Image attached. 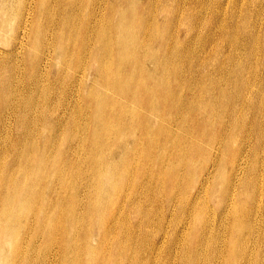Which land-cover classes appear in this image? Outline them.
<instances>
[{"label": "rangeland", "instance_id": "obj_1", "mask_svg": "<svg viewBox=\"0 0 264 264\" xmlns=\"http://www.w3.org/2000/svg\"><path fill=\"white\" fill-rule=\"evenodd\" d=\"M112 1L116 2L117 0H107L103 4V6L97 8V5H100L101 3L100 0H97L96 2H94V0H13L12 2L11 0V14L1 15L0 13V20L2 16H7L8 20L10 19V25L8 24L9 27L6 29L7 31H5L3 35L4 38L2 37L0 40V65H2L0 67L1 70L3 69V75L8 79H6L7 82H0V92L8 93L7 96H5L4 101H0V127H2L3 125L5 126L3 133L5 134V136H7L8 139L11 138L12 147L16 149L20 148L21 142L24 141V139L23 136H20L19 129L15 125L14 121L16 119L13 116L14 114L11 115V97H16L19 99L21 98L20 100H18L19 103H21L26 97L32 98V102L31 104H29V107L32 110L36 109L35 112H32V114L30 113V117L35 116L31 118L34 121V124H31L32 122L30 123L32 125V130L35 131V133H32L30 139L33 136L36 137H34L35 143H32L34 146L32 148L33 156H31L33 159L36 157L35 160L30 164V167L28 169L21 163V166L19 167V173H17L14 179H12L13 181H8L5 178L0 179V214H2L3 216L0 220V226L8 229L7 234L14 232L13 235L16 236V240L14 243L10 245H0V251H2L3 254L2 258L4 257L3 263L0 264H18L17 260L22 258L30 260V264H33V262L34 264H37V262L38 264H50V261L51 264H68L71 261L83 258L85 256V250L87 247H91L94 251V254L97 255V258L96 256H94L92 264H104L105 262L114 264V262L111 263L112 260H110L112 259L110 258V251L114 250V245L116 242H118L117 244H123L120 238H123V234H121L123 228H126V226H128L126 223H130L132 225H137V223H139V219L137 218L135 211V209L137 208L136 202L139 203L143 200V203H139L142 206L143 210L149 209L150 211L152 210L153 213H155L153 215L154 217L151 215V224H147L145 226V229L141 228L143 231L141 234H133V241L135 239L137 240V238H143L146 232H149V234L153 236V233L156 234V232H158L157 228L160 229V226H162L163 228V231L161 232H166V230L164 231V229L167 228H169V230H172L175 225V218L176 216L178 218V214H180L178 212V206L179 204L181 206L186 205L187 201L185 199V195L189 194V189H192V187L198 182L197 180H200V182H205V177L208 175V171L205 170L206 165L204 166V170H202L203 172H200V168L204 163H207L209 166H212L213 164V167L209 168L210 171L212 170V175L209 174L210 177L208 176L211 182L204 183L206 186L205 190H201L202 192L200 191L198 197H196L198 198V200L196 199V205L199 206V208L205 206L204 208L206 210V207L209 203L208 208L210 210L209 212H211L212 215V210L215 206L214 199L212 200V197H217L220 194L219 191L222 190L225 185L224 181L219 178L223 174L221 171L222 169H224V172L226 171L227 173L229 172L231 174L229 162L234 157L238 159L239 155L237 154V152L239 142L236 139L237 134L235 131L233 132L231 129H228L230 127V114L229 112H225L226 105L229 104V100H231L232 103L238 102L233 98L237 90V83L235 85L234 82L228 79L229 77L231 78V73H229L228 70H222L218 72V70L214 69V66H205V64L202 63L203 58L206 57V54L208 52L207 48L209 47V45L212 44L215 38L219 39L220 37L217 34L218 31L216 30L218 28L215 27V23L219 21L217 19H215L214 21V18L211 17L210 13H212L213 10H216L221 0H183L184 5H181L177 8V10L181 13L180 18L171 20V23H169V18L171 15L170 6L174 0H170L169 2H166L165 0H151L150 2H148L147 0H118L117 3L121 6L119 5V8L114 10V15L109 13V11L112 12L113 6H109ZM175 2H177V0H175L174 3ZM261 3H263V0L246 1L247 7L251 10H253L254 8L256 9V7L257 9H260ZM141 5L142 8H140ZM230 5H232L231 2H229V6ZM244 6L242 7V9L246 8ZM93 9L95 11H98L100 14H104L105 18H108V16L114 18V26H117L121 22H124L125 34L127 35L126 44L130 48V51L134 53L132 58L129 61L127 60V62L125 60H120L118 53H116V48L113 49V51L110 50L109 55L105 56L103 68L107 71V73H109V75H111V81L107 79H100L95 74L96 70H94L93 68H89L87 69L88 71L86 70L82 74L83 76L81 78V83L79 84L77 81L79 73L75 70L76 63L74 64L76 60L78 61V57H75L72 51V57H68L65 59L63 58L62 55L64 54H62L63 52L61 51V49H59V47H54L56 49H52L50 47L48 48V50H45L43 49V47L39 46L38 48L35 47L32 49V45L28 37L23 38V43L21 44V46L18 44L22 39V30L25 26L26 28L28 27L29 33H32L33 29H36L39 42L47 41V38L48 41H51V39H53V34L59 35V37L62 36L61 43L63 44L64 42V45L68 38L71 39L75 42L74 52L79 55L78 51L84 44L83 39L87 35V33H89V30H91V26L94 22ZM230 9L231 7H228V12L230 11ZM119 10H121L123 16L119 14ZM201 11H205L206 13L203 12L200 14ZM239 12L242 13V11ZM46 17L48 18V22L51 21L50 24L47 22ZM45 22L46 24H49V26H52V28H49L48 30L49 34L52 37L48 34V32H46L48 25H45ZM152 22L155 24V26H153L151 33L147 34L146 36L151 40H149V44L143 46L144 42L142 39L144 37L142 35H139L138 27H148L149 23ZM240 23L242 24L241 19L239 20V24ZM23 24L25 25L23 26ZM259 24L260 23H256L255 26L257 25V29L261 34H263L264 23H261L260 26ZM67 25L72 27V32L70 31V27H68ZM217 25L218 23H216V26ZM186 28L192 29V32H194V29L195 32L200 31L199 38H195L192 41L193 45L191 43H188L186 46ZM104 30L106 31L108 36H112L115 34V32L111 29L104 27ZM208 34H210V36ZM93 36L95 37V34H93ZM132 36H135L134 41L130 40V37ZM202 36H204L205 38H202ZM171 37L175 41H173ZM206 40H208V42ZM202 42L204 44H202ZM168 43L172 47L173 55H171L170 57L162 56L164 52L163 50L165 49L166 44L168 46ZM225 45L228 46L227 44ZM135 46H139L140 49H138L139 47L136 48ZM152 46H154L155 52L158 54L156 56L154 55L152 57L153 59L150 57L145 58V54L154 50L151 48ZM244 48H240V51L238 49L233 51L235 53L233 54V56H235L236 60H238V58L241 59L243 55L246 56V54L242 53L245 50ZM259 49L258 52L255 51V58L258 55L256 59L259 60L260 63L261 55H259ZM136 52H138V54ZM198 53L200 54L198 55ZM34 54L36 55L34 56ZM191 54H194L195 56ZM138 55L141 57H139ZM66 56H70L69 52L68 55L66 54ZM43 57L48 58V60L47 58H44L45 60H47L45 65L41 60ZM89 60L92 61L91 59ZM68 61L72 62L73 64L70 66L67 65L65 68V64ZM194 62H196V64L199 62L197 65L200 68L199 71H197L198 67L196 68ZM3 66L4 68H2ZM188 66L192 67L189 68ZM77 67L79 70L80 66L78 65ZM148 67H150V70L148 69ZM258 68L260 70L262 69L260 68V66ZM190 71L191 73H189ZM223 72L224 74H222ZM184 73L185 75H183ZM155 74L157 75L154 76ZM69 78H75V82L71 83ZM192 79H194V81ZM46 82H49L52 87L46 85ZM74 84L77 87L74 86ZM109 84L111 85V87ZM233 85H235V87ZM62 86L67 87H65L63 90ZM222 87L223 89H221ZM49 88H51V90ZM76 88L77 90L80 89V97L73 96ZM220 89L222 91L230 92V97H225V99L222 98V91ZM50 92L52 96L50 98V101L48 102L47 100L46 102V100L44 99V93L49 94ZM62 96L64 97L63 102L59 100ZM65 99H68L69 102ZM184 100H186L187 104ZM157 101L159 106L157 104ZM59 103H61L60 106ZM71 108L72 111H70V113L69 110H71ZM132 109H134L135 111L133 117H131V114H129V111H131ZM65 110L66 115L64 114ZM126 110H128L127 113L125 112ZM13 111L17 114H25L24 104L21 103L20 105L14 106ZM244 112L246 113V116L249 114V110L247 107L244 109ZM69 113H73L72 119L67 118L69 117ZM110 114H112V116ZM164 114L165 116H163ZM75 115L77 116L75 117ZM248 117L250 118V115H248L247 118ZM61 118H64V120H62ZM57 119L58 121H61L58 122ZM66 119H68V121ZM45 120L47 121L45 122ZM66 122L67 124L68 122L69 124L71 123L69 126H71L73 129V136L71 140L69 139L72 134H68L67 136L66 133L63 132L65 131V129L62 130L65 127ZM75 122L77 125H75ZM35 127H37V129ZM26 131L30 133V129H27ZM112 132H114V134ZM101 134H103V136ZM144 134H146V137ZM54 135L55 138L53 137ZM118 136L120 138H118ZM124 136H127V138ZM241 137L245 138V136ZM64 138L66 139V141ZM26 141L30 142V140ZM164 142H166V144ZM70 147L73 148V150L70 149ZM164 147L165 149H163ZM251 153L248 154V159H246V162H250V159L253 156ZM58 154L61 155L60 159L58 158ZM65 155H68L67 159L66 157L64 158ZM259 157L262 156L260 155ZM37 158H40L42 162L37 161ZM73 160L76 161L74 162ZM71 162L73 165L71 164ZM39 164L40 168L37 167V165ZM102 165L105 166L103 167ZM188 165L189 167H192L193 165V169L187 168ZM220 166H224V168ZM57 167L58 169L56 170ZM52 168L54 170H52ZM102 169H105L104 172ZM257 169V172L262 170V165L257 164ZM137 171H139V173H137ZM192 171L197 172L196 174H194ZM242 173L243 171L241 172V174ZM119 181L121 182L119 183ZM159 181H161V184L163 185H161ZM191 182H193V186L191 185ZM145 184L147 186H145ZM48 186L50 187L48 188ZM163 186L166 187V189ZM143 188L144 190H146L145 188L148 189L143 192ZM173 188L174 190H172ZM149 193L151 194L149 195ZM117 197L120 198L118 199ZM149 197H151L152 199H150ZM170 198L172 199L170 200ZM199 201L200 203H202L200 204ZM7 202H9L10 204H20V207L22 208V210L19 209L20 214L13 212L12 209L11 214L5 208V203ZM169 202L170 207H167V203ZM35 203L37 204V206ZM143 205L146 209L143 207ZM125 208L127 210H125ZM130 208L135 209L133 211ZM263 208L264 201L262 204V209ZM169 209L171 211H169ZM262 209L258 211L259 213H255L257 217L255 216V214H253V217H256L257 219V221H254L255 227L252 235L254 239L253 241L255 242L252 243L251 241L252 244H247V252L250 253L253 248V259H256V261L258 260L257 264H264V209ZM128 210L129 212L132 211L130 212V215H128ZM107 211L108 214H106ZM125 211L128 213L126 214ZM121 212H123L124 214H122ZM125 215L128 217H126ZM224 215L225 213L223 214V216ZM68 216L70 218H73L72 222L68 220ZM218 216L219 215L215 216L214 218V226H218L217 222L220 219ZM156 217L158 219H155ZM93 218L95 219L93 220ZM223 219L225 220V216ZM171 220L173 221L171 222ZM184 220L186 221V219ZM184 220L181 221V224L178 223V232H180L182 228H184V225L187 222H185ZM114 223L117 226H114V229H112L111 231V225ZM161 223H164L165 225L163 224V226ZM92 225L93 227H91ZM118 225L120 226V228ZM151 226L153 228H150ZM67 227H69L70 229ZM107 228H109V231L106 233L105 229ZM119 230L120 233H118ZM128 230L131 234L132 228L128 226ZM132 233H135V231L132 230ZM227 233L225 235L226 238L234 234L228 233L227 236ZM244 233L246 234L245 231ZM42 234H44V236ZM46 234L48 238L47 236H45ZM61 234L63 236H61ZM77 234H79V236ZM25 235H27L28 237ZM68 236H72L71 239ZM115 236H117V238H114ZM101 239L103 240V242L101 241ZM35 243H37V245ZM220 243L221 242H219V245ZM108 249L109 255L107 253ZM98 251H100V254H96L98 253ZM203 257L204 259H201V262L199 264H204L205 261V263L208 264L209 261H207V259L209 260L211 257L214 260L211 251L209 253V256L205 253L202 254L201 258ZM116 260L117 261L115 264H122L120 262V258H116ZM175 264H177V261Z\"/></svg>", "mask_w": 264, "mask_h": 264}, {"label": "bare ground", "instance_id": "obj_2", "mask_svg": "<svg viewBox=\"0 0 264 264\" xmlns=\"http://www.w3.org/2000/svg\"><path fill=\"white\" fill-rule=\"evenodd\" d=\"M16 1V0H14ZM97 0H94V2H96ZM101 3L100 5H97L98 7L103 6V4L107 1V0H100ZM118 1V0H117ZM116 2H113L109 4L113 6L112 8V12L109 11V13L113 14L115 9L119 8V5ZM148 2H150L151 0H147ZM146 1V2H147ZM155 1V0H154ZM166 2H169L170 0H165ZM173 1V0H171ZM175 1V0H174ZM174 1L171 3L170 6V18H169V23H171V20H176L178 18H180L181 13L177 10V8L181 5H184L183 0H177V2L174 3ZM246 1L247 0H221L219 6L216 8V10H213L211 14V17L215 19H217L219 22L218 25L216 26L215 23V27L218 28L215 31L217 32V34L220 36L219 39L215 38V40L212 42V44L209 45L208 52L206 54V57H202V63L205 64V66H214V69L218 70V72L220 71H225L228 70L229 73H231V78L229 77L228 79L232 82L237 83V90L235 93V96L233 97L234 99H236L238 102H233L231 100H229V104L226 105V111L225 112H229L230 114V127L228 129H231L233 132L235 131L237 134L236 139L238 140V152L237 154L238 159H236V157H234L230 162H229V167L231 168V174L228 172H224V169H222V175L219 177L220 179H222V181H224L225 185L223 187L222 190H218L220 192V194L217 197H212V200L214 199V209L212 210V215L211 212H209V208L208 205L206 207L205 210V206H202L199 208V206H197L196 204V199L198 200V194L200 193L201 190H205L206 186L204 183H208L211 182L210 181V175H212V170L210 171L209 168L213 167L209 166L207 163L203 164L202 167L200 168V172H203L202 170H204V166L206 167L205 170L208 171V175L205 177V182L200 180H197L198 182L193 186V182H191V185L193 186L192 189H189L188 191V195H185V199L187 201L185 206H181L179 204L178 206V212L180 214H178V218L176 216L175 218V225L172 228V230H169V228L164 229V231L166 230V232H161L163 231L162 226H160V229L157 228L158 232H156V234L153 233V236L151 234H149V232L144 235L143 238H137V240L135 239L133 241V234L135 235H139L141 234L143 231L141 228L145 229V226L147 224H149L151 222V217L154 215L153 211L146 209L143 205V207L146 210H143L142 206L139 204L138 202H136L137 204V208L135 206V208H130L134 211H136V216L139 219V223H137V225H132L130 223H126L130 228H132V230L135 231V233H132L131 230V234L128 230V226H126V228H123L121 234H123V238L121 237V241L123 242V244H117L118 242L116 239V243L114 245V250L110 251V260L111 263L114 262V264L116 263V258H120L121 259V263L122 264H175L177 261V264H199L201 262V259L203 260L202 254H208L210 251L213 254V258L212 257L207 261L208 264H257L256 259H253V248L251 250V252H247V244L250 243L252 244L254 239L252 237L253 235V231H254V227H255V222L257 221L256 217H257V213H259L258 211L262 209V204L264 201V169H263V164H264V33L261 34L259 32V30L257 29V25L255 26L256 23H264V0L263 3L260 4V9H256L254 8L253 10L249 9L246 5ZM13 2V0H12ZM110 2V1H109ZM229 2L232 3V5L229 6ZM11 0H0V13L1 15L5 14H11V9L12 6L10 5ZM16 3V2H15ZM13 3V4H15ZM89 3V2H88ZM29 4V3H28ZM122 4V3H121ZM139 4V3H138ZM147 4V3H146ZM151 4V3H150ZM156 4V2H155ZM165 4V3H164ZM245 4V6H244ZM32 5V4H30ZM89 5V4H88ZM149 5V4H148ZM169 5V4H168ZM167 5V7H168ZM121 6V5H120ZM150 6V5H149ZM156 6V5H155ZM201 6V5H200ZM246 7L243 8L242 7ZM154 7V6H153ZM228 7H231L230 11L228 12ZM87 8V7H86ZM142 8V5L141 7ZM252 8V7H251ZM14 9V8H13ZM154 9V8H153ZM181 9V8H179ZM15 10V9H14ZM19 10V9H18ZM85 10V9H84ZM13 11V10H12ZM20 11V10H19ZM138 11V10H137ZM157 11V10H156ZM155 11V12H156ZM181 11V10H180ZM206 11V10H205ZM205 11H201V13L205 12ZM239 11H242L239 12ZM14 12V11H13ZM17 12V11H16ZM28 12V11H27ZM86 12V11H85ZM30 13V12H29ZM103 13V12H102ZM108 13V14H109ZM140 13V12H139ZM162 13V12H161ZM206 13V12H205ZM119 14L122 15L121 10H119ZM135 14V13H134ZM17 15V14H16ZM31 15V14H30ZM114 15V14H113ZM137 15V14H136ZM209 15V14H208ZM26 16V14H25ZM48 16V15H47ZM123 16V15H122ZM10 17V16H9ZM42 17V16H41ZM28 18V17H27ZM14 19V18H13ZM26 19V18H25ZM47 22H48V18L46 17ZM241 19L242 24H239V20ZM2 20V21H1ZM1 27H0V40L4 35V32L7 31L6 29L9 27V21L7 16H2L1 18ZM41 20V19H40ZM96 20V21H95ZM44 21V20H43ZM40 21V22H43ZM46 21V20H45ZM93 24L91 26V30H89V33H87V35L84 37L83 39V46L80 48L79 55H77L74 52V47H75V42L72 41L71 39L68 38V40L66 41L65 45L64 42L63 44L61 43L62 40V36L59 37V35H55L53 34V39H51V41H48V38L46 39L47 41H43V42H39L38 40V34L36 32V29L32 31V33H29L28 27L26 28L23 24V30H22V39L19 41V45L21 46V44L23 43V38L24 37H28L30 39V43L32 45V49L33 48H38L43 47V49L48 50V48H52V49H56L54 47H59V49H61V51L63 52L62 55L63 58H68V57H72L71 55V51L73 52V54L75 55V57H78V61L76 60L74 62V64L76 63V72L79 73V77L77 78L78 83H81V78H82V74L84 73V71H86L89 68H93L94 70H96V75L100 78V79H107L110 80L111 79V75H109V73H107V71L103 68L104 67V61H105V56L109 55L110 50L113 51V49H117L119 58L121 61H129L132 56H133V52L130 51V48L127 46L126 44V38L127 35L125 34V25L124 22H121L119 25L114 26L113 22L115 21L114 18L108 16V18L104 17V14H100L98 11H95L93 9ZM137 21V20H136ZM249 21V22H247ZM178 22V20H177ZM186 22V21H185ZM49 24L51 23L48 22ZM128 23V22H127ZM49 24L47 26L46 32H48L49 28H52V26L50 27ZM259 24V26H260ZM10 25V24H9ZM42 25V24H41ZM263 25V24H262ZM68 27H70V31L72 32V27L67 25ZM134 26V25H133ZM153 26H155V24L149 23L148 27H138V32L139 35H142L144 38L143 40V46H146V44H149V40H151L150 38H147V34L151 33V30L153 29ZM264 26V25H263ZM105 28L111 29L112 31L115 32L114 35L112 36H108L106 31L104 30ZM45 28V26H44ZM56 28V27H55ZM191 28V27H190ZM176 29V28H175ZM187 29V28H186ZM14 30V29H13ZM51 30V29H50ZM175 31V30H173ZM214 31V30H213ZM264 31V30H263ZM64 32V31H63ZM70 32V33H71ZM175 33V32H174ZM13 34V33H12ZM49 34V32H48ZM61 34V33H60ZM93 34H95V37L93 36ZM203 34V33H202ZM46 35V33H45ZM50 35V34H49ZM65 35V34H64ZM175 35V34H174ZM210 36V34H208ZM6 36V35H5ZM19 36V37H21ZM51 36V35H50ZM70 36V35H69ZM185 36L187 37L185 39L186 42V46L188 43L192 44V41L195 38H199L200 36V31L199 32H192V29H187V33H185ZM206 36V35H205ZM52 37V36H51ZM140 37V36H139ZM165 37V36H164ZM163 37V38H164ZM204 36H202L203 38ZM208 37V36H207ZM263 37V38H261ZM4 38V37H3ZM55 38V39H54ZM205 38V37H204ZM209 38V37H208ZM207 38V39H208ZM212 38V37H211ZM210 38V39H211ZM171 39L173 40V38L171 37ZM65 40V38H64ZM130 40L134 41L135 40V36L130 37ZM204 40V39H202ZM212 40V39H211ZM175 41V40H173ZM201 41V39H200ZM198 41V42H200ZM208 42V40H206ZM210 41V40H209ZM154 42V41H153ZM205 42V41H204ZM206 42V43H207ZM175 43V42H173ZM62 44V45H61ZM162 44V43H160ZM202 44H204L202 42ZM225 44H227L228 46H226ZM8 45V44H7ZM193 45V44H192ZM185 46V47H186ZM189 46V45H188ZM196 46V45H195ZM136 48H138L137 46H135ZM191 47V46H190ZM194 47V46H193ZM206 47V45H205ZM238 47V48H237ZM244 48L245 50L242 52L245 55H243V57H241V59L238 58V60H236L235 56H233V54H235L233 51H235L236 49H238L240 51V48ZM20 48V47H19ZM142 48V47H141ZM152 49H154V46L151 47ZM164 48V47H163ZM187 48V47H186ZM202 48V47H201ZM261 48V49H259ZM140 49V47L138 48ZM137 49V50H138ZM160 49V48H159ZM174 49V47H173ZM188 49V48H187ZM185 49V50H187ZM193 49V48H192ZM203 49V48H202ZM205 49V48H204ZM259 51V55L260 56V63L259 60H257L256 58L258 57V55L255 58V51L258 52ZM36 51V50H34ZM141 51V50H139ZM164 51V52H163ZM163 55L162 56H171L172 54V47L171 45L168 43V46L166 44L165 49L163 50ZM196 51V50H195ZM198 51V50H197ZM201 51V50H200ZM203 51V50H202ZM68 52L70 54V56H66V54L68 55ZM161 52V51H160ZM32 53V50H31ZM30 53V54H31ZM36 53V52H35ZM138 54V52H136ZM187 53V52H186ZM185 53V54H186ZM189 53V52H188ZM206 53V51H205ZM204 53V54H205ZM56 54V52H55ZM135 54V55H137ZM158 53L155 52V49L152 50V52H149L147 54H145V58H152L154 55L156 56ZM184 54V56H185ZM190 54V53H189ZM200 53H198L199 55ZM202 54V53H201ZM36 54H34L35 56ZM60 55V54H59ZM104 55V56H103ZM194 55V54H191ZM203 55V54H202ZM46 56V55H44ZM139 56V55H138ZM182 56V54H181ZM189 56V55H188ZM195 56V55H194ZM56 57V56H55ZM141 57V56H139ZM47 57H43L41 60L43 62V64L45 65L47 60L45 59ZM189 58V57H188ZM187 58V59H188ZM191 58V57H190ZM194 58V57H193ZM33 59V58H32ZM31 59V60H32ZM71 59V58H69ZM89 59H91L92 61H90ZM153 59V58H152ZM196 59V58H195ZM194 59V60H195ZM29 60V61H31ZM110 60V59H109ZM108 60V61H109ZM148 60V59H147ZM158 60V59H157ZM67 61V60H66ZM199 61V59H198ZM200 61H201V56H200ZM168 62V61H167ZM180 62V61H179ZM49 63V62H48ZM152 63V62H151ZM187 63V62H185ZM199 63V62H198ZM198 63L196 64V62H194V65L196 66V68L198 67ZM1 64V63H0ZM73 63L68 61L65 64V68L66 66H70ZM125 64V63H124ZM131 64V63H130ZM149 64V63H148ZM155 64V63H154ZM152 64V65H154ZM158 64V61H157ZM189 64V63H188ZM187 64V65H188ZM212 64V65H211ZM64 65V64H63ZM80 66L79 70L77 66ZM2 66V65H0ZM58 66V65H57ZM129 66V65H128ZM183 66V65H182ZM193 66V65H192ZM191 66V67H192ZM194 66V67H195ZM260 66V68H262L261 70L258 68ZM6 67V65H5ZM43 67V66H42ZM157 67V66H156ZM189 67V66H188ZM189 67V68H191ZM193 67V68H194ZM4 68V66L2 67ZM8 68V67H7ZM72 68V67H71ZM150 67H148L149 69ZM186 68V67H184ZM138 69V68H137ZM188 69V68H187ZM199 67L198 70L199 71ZM3 70V69H2ZM1 70L0 67V82H7L6 79L7 77H5L3 75V72ZM6 70V69H5ZM61 70V68H60ZM70 70V69H69ZM150 70V69H149ZM192 70V69H190ZM196 70V69H195ZM71 71V70H70ZM88 71V70H87ZM91 71V70H90ZM129 71V70H128ZM194 71V70H193ZM143 72V71H142ZM155 72V71H154ZM188 72V70H187ZM195 72V71H194ZM69 73V71H68ZM191 73V71L189 72ZM202 73V72H201ZM81 74V75H80ZM88 74V73H87ZM137 74V73H136ZM196 74V73H195ZM194 74V75H195ZM198 74V73H197ZM224 74V72L222 73ZM226 74V73H225ZM157 74H155L154 76H156ZM185 75V73L183 74ZM189 75V74H188ZM187 75V77H188ZM193 75V76H194ZM192 76V75H191ZM202 76V75H201ZM71 77V76H70ZM74 77V76H73ZM77 77V76H76ZM221 77V76H220ZM92 78V77H91ZM195 78V77H193ZM115 79V78H114ZM187 79V78H186ZM222 79V78H221ZM227 79V78H226ZM8 80V79H7ZM69 80L71 81V83L75 82V78H72ZM185 80V79H183ZM194 81V79H192ZM190 80V81H192ZM225 80V79H224ZM90 81V80H89ZM98 81V80H97ZM111 81V80H110ZM150 81V80H149ZM156 81V80H155ZM158 81V80H157ZM227 81V80H226ZM182 82V81H181ZM77 83V84H78ZM102 83V82H101ZM106 83V82H105ZM135 83V82H134ZM216 83V82H215ZM103 84V83H102ZM101 84V86H102ZM194 84V82H193ZM224 84V83H223ZM222 84V85H223ZM46 85H49L50 87H52L49 82H46ZM70 85V84H69ZM110 85V84H109ZM190 85V83H189ZM220 85V84H219ZM232 85V84H231ZM235 85H233L235 87ZM48 86V87H49ZM68 86V85H67ZM67 86H62L63 90L65 87ZM74 86H76L74 84ZM81 86V85H80ZM115 86V85H113ZM112 86V87H113ZM214 86V85H212ZM41 87V85H40ZM39 87V88H40ZM77 87V86H76ZM111 87V85H110ZM117 87V86H116ZM188 87V85H187ZM195 87V86H194ZM225 87V85H224ZM229 87V86H228ZM232 87V86H231ZM60 88V86H59ZM58 88V89H59ZM88 88V86H87ZM193 88V87H192ZM51 90V88H49ZM73 89V88H72ZM109 89V88H108ZM223 89V87L221 88ZM220 89V90H221ZM234 89V88H232ZM56 90V89H55ZM54 90V91H55ZM62 90V91H63ZM67 90V89H66ZM71 90V89H70ZM159 90V89H158ZM219 90V91H220ZM68 91V90H67ZM72 91V90H71ZM76 91V93H75ZM74 91V95L73 96H79L80 97V89ZM109 91V90H108ZM117 91V90H116ZM186 91V90H185ZM222 91V90H221ZM73 92V91H72ZM192 92V91H191ZM66 93V92H65ZM69 93V92H67ZM143 93V92H142ZM158 93V92H157ZM177 93V92H176ZM220 93V92H219ZM221 97L225 99V97H230V92H226V91H222L221 92ZM7 92H0V101L2 102V100L4 101L5 96H7ZM45 97L44 99L48 100V102L50 101L51 98V92L48 93H44ZM64 94V92H63ZM72 94V93H71ZM83 94V93H82ZM38 95V94H37ZM70 95V94H68ZM108 95V94H107ZM185 95V94H184ZM194 95V94H193ZM198 95V94H197ZM131 96V95H130ZM157 96V95H156ZM160 96V95H159ZM158 96V97H159ZM69 97V96H68ZM142 97V95H141ZM190 97V96H189ZM193 97V96H192ZM9 98V97H8ZM73 98V97H72ZM71 98V100H72ZM77 98V97H76ZM21 99V98H20ZM19 98H14L11 97L10 99V106L12 108V114L14 116V118L16 119L15 125L16 127L19 129L20 132V136H23L24 141L21 142L20 148L16 149L14 147H12V142H11V138H7V136H5L4 132V125L2 127H0V179L1 178H5L8 181L14 179V177L16 176L17 173H19V167L21 166V163L24 165V167H26L27 169L30 167V164L33 163V161L35 160V158L33 159L31 156H33V144L35 143V136H33L31 139L30 137L32 136V133H35V131L32 130V125L34 124V121L31 119L35 116H31L32 112H35L36 109L32 110L29 107V104H31L32 102V98H25L21 103L24 104L25 107V114H17L14 113V106L16 105H20L21 103L18 102V100H20ZM86 99V98H85ZM146 99V98H144ZM148 99V98H147ZM61 102H63L64 97H60L59 99ZM68 100V99H65ZM80 100V98H79ZM194 100V99H193ZM74 101V100H73ZM77 101V100H75ZM89 101V99H88ZM143 101V100H142ZM186 103V100H184ZM222 101V100H221ZM7 102V101H6ZM36 102V101H35ZM69 102V100H68ZM170 102V101H168ZM223 102V101H222ZM8 103V102H7ZM71 103V102H70ZM76 103V102H74ZM80 103V102H79ZM86 103V102H85ZM192 103V102H191ZM61 103H59L60 106ZM64 104V103H63ZM144 104V103H143ZM158 104V101H157ZM162 104V103H161ZM187 104V103H186ZM94 105V103H93ZM221 105V104H220ZM66 106V105H65ZM73 106V103H72ZM159 106V104H158ZM162 106V105H161ZM141 107V106H140ZM248 108L249 110V114L250 118L246 116V113L244 112L245 108ZM38 108V106H37ZM188 108V107H187ZM65 109V108H64ZM67 109V108H66ZM70 109V108H69ZM119 109V108H118ZM61 110V109H60ZM63 110V109H62ZM77 110V109H76ZM160 110V109H159ZM167 110V109H166ZM169 110V109H168ZM207 110V109H206ZM247 110V109H246ZM245 110V111H246ZM54 111V110H53ZM72 111L69 110V112ZM175 111V110H174ZM184 111V110H183ZM9 112V111H8ZM66 110L64 111L65 114ZM77 112V111H76ZM126 113L128 112V110L125 111ZM131 114V117H133L135 111L134 109H132L131 111H129ZM138 112V111H137ZM166 112V111H165ZM168 112V111H167ZM173 112V111H172ZM247 112V111H246ZM31 113V114H30ZM71 113V112H70ZM69 113V117L67 118H73V113L70 114ZM143 113V112H142ZM160 113V112H159ZM189 114V112H188ZM195 114V113H194ZM210 114V113H209ZM28 115V116H27ZM66 115V114H65ZM112 116V114H110ZM124 115V114H122ZM121 115V116H122ZM143 115V114H141ZM12 116V117H13ZM77 115H75L76 117ZM109 116V115H108ZM120 116V117H121ZM165 116V114L163 115ZM194 116V115H193ZM205 116V115H204ZM56 117V116H55ZM60 117V116H59ZM64 117V116H63ZM79 117V116H78ZM92 117V116H90ZM123 117V116H122ZM180 117V116H179ZM182 117V116H181ZM13 118V119H14ZM58 118V117H57ZM141 118V117H140ZM162 118V117H161ZM54 119V118H53ZM52 119V120H53ZM62 119V118H61ZM138 119V118H137ZM64 120V118L62 119ZM68 121V119H66ZM65 120V121H66ZM119 120V118H118ZM124 120V119H123ZM47 120H45L46 122ZM51 121V120H50ZM49 121V122H50ZM58 121V119H57ZM61 121V120H60ZM58 121V122H60ZM122 121V120H121ZM128 121V120H127ZM138 121V120H137ZM32 122V123H31ZM109 122V121H106ZM117 122V121H115ZM130 122V121H129ZM134 122V121H133ZM157 122V121H156ZM206 122V121H205ZM204 122V123H205ZM31 123V124H30ZM138 123V122H137ZM193 123V122H192ZM63 124V123H62ZM71 124V123H70ZM69 122L65 127L62 129L65 131H63L64 133H66V135L68 136V134H72L70 139H72L73 133H72V127L69 126L70 125ZM134 124V123H133ZM173 124V123H172ZM61 125V124H60ZM75 125L76 122H75ZM123 125V124H122ZM82 126V125H81ZM138 126V125H137ZM220 126V125H219ZM133 127V126H132ZM218 127V126H217ZM34 128V127H33ZM37 129V127H35ZM120 128V127H119ZM179 128V127H178ZM30 129V133L27 132L26 130ZM56 129V128H55ZM123 129V128H122ZM136 129V128H135ZM204 129V128H203ZM208 129V128H207ZM110 130V129H109ZM145 130V129H144ZM61 131V130H60ZM132 131V130H131ZM134 131V130H133ZM215 131V130H214ZM219 131V130H218ZM121 132V131H120ZM124 132V131H123ZM143 132V131H142ZM59 133V132H58ZM79 133V132H78ZM103 133V131H102ZM114 134V132H112ZM117 133V132H116ZM136 133V132H135ZM163 133V132H162ZM216 133V132H215ZM245 133V134H244ZM62 134V133H61ZM118 134V133H117ZM131 134V133H129ZM128 134V135H129ZM165 134V133H163ZM56 135V134H55ZM55 135L53 136L55 138ZM103 136V134H101ZM105 135V134H104ZM146 137V134H144ZM161 135V134H159ZM166 135V134H165ZM164 135V136H165ZM184 135V134H183ZM252 135V137H251ZM46 136V135H45ZM241 136H245V138L241 137ZM247 136V137H246ZM35 137V138H34ZM127 138V136H124ZM163 137V136H162ZM175 137V136H174ZM34 138V139H33ZM104 138V137H103ZM118 138H120L118 136ZM134 138V137H133ZM46 139V137H45ZM65 139V138H64ZM112 139V138H111ZM117 139V138H116ZM131 139V138H130ZM170 139V137H169ZM175 139V138H174ZM201 139V137H200ZM3 140V142H2ZM26 140H30V142H27ZM102 140V139H101ZM118 140V139H117ZM124 140V139H123ZM127 140V139H126ZM140 140V139H139ZM167 140V139H166ZM66 141V139H65ZM64 141V142H65ZM107 141V140H106ZM110 141V140H109ZM128 141V140H127ZM146 141V140H143ZM169 141V140H168ZM43 142V141H42ZM63 142V143H64ZM79 142V141H78ZM170 142V141H169ZM3 143V144H1ZM76 143V142H75ZM166 144V142H164ZM115 144V143H114ZM117 144V143H116ZM126 144V143H125ZM160 144V143H159ZM128 145V143H127ZM169 145V143H168ZM206 145V144H205ZM213 145V144H212ZM75 146V145H74ZM73 146V147H74ZM108 146V145H107ZM114 147V146H113ZM124 147V145H123ZM122 147V148H123ZM67 148V147H66ZM106 148V147H105ZM132 148V147H131ZM168 148V147H167ZM215 148V147H214ZM70 149L73 150V148L70 147ZM69 149V150H70ZM104 149V148H103ZM136 149V147H135ZM165 149V147L163 148ZM170 149V148H169ZM178 149V148H177ZM212 149V148H211ZM68 150V149H67ZM105 150V149H104ZM179 150V149H178ZM201 150V149H200ZM95 151V150H94ZM109 151V150H108ZM214 151V150H213ZM70 152V151H69ZM74 152V151H73ZM106 152V151H105ZM192 152V151H191ZM199 152V151H198ZM217 152V151H216ZM233 152V151H232ZM235 152V151H234ZM252 152V153H251ZM39 153V152H38ZM68 153V152H67ZM107 153V152H106ZM105 153V154H106ZM123 153V152H122ZM194 153V152H193ZM202 153V152H201ZM204 153V152H203ZM220 153V152H219ZM222 153V152H221ZM251 153L253 156L250 159V162L247 161L246 159H248V154ZM261 153V154H260ZM35 154V151H34ZM66 154V153H65ZM152 154V153H151ZM59 155V154H58ZM69 155V154H68ZM67 155V156H68ZM100 155V154H99ZM206 155V154H204ZM203 155V156H204ZM208 155V154H207ZM262 157H259V156ZM67 156L65 155L64 158ZM72 156V155H71ZM93 156V154H92ZM191 156V155H190ZM189 156V157H190ZM197 156V155H195ZM202 156V157H203ZM210 156V155H209ZM219 156V155H218ZM222 156V154H221ZM229 156V155H228ZM98 157V156H97ZM102 157V156H101ZM120 157V156H119ZM130 157V156H129ZM142 157V156H140ZM201 157V158H202ZM213 157V156H212ZM250 157V156H249ZM53 158V157H52ZM59 159L61 158V155H59L58 157ZM75 158V157H74ZM99 158V157H98ZM196 158V157H195ZM214 159V158H213ZM257 161H256V160ZM37 161H41L40 158L36 159ZM115 160V159H114ZM173 160V158H172ZM61 161V160H60ZM71 161V160H70ZM74 161V160H73ZM76 161V160H75ZM74 161V162H75ZM104 161V158H103ZM118 161V160H116ZM120 161V160H119ZM216 161V160H215ZM24 162V163H23ZM42 162V161H41ZM112 162V161H110ZM175 162V161H174ZM228 162V161H227ZM246 162V163H245ZM104 163V162H103ZM156 163V162H155ZM154 163V164H155ZM72 164V162H71ZM77 164V163H76ZM108 164V163H107ZM106 164V165H107ZM167 164V163H166ZM225 164V162H224ZM246 164V165H244ZM257 164H261L262 165V170H260L259 172H257ZM73 165V164H72ZM130 165V164H129ZM215 165V164H214ZM222 165V164H221ZM244 165V166H243ZM103 166V165H102ZM105 166V165H104ZM103 166V167H104ZM142 166V165H140ZM156 166V165H155ZM163 166V165H162ZM185 166V165H184ZM217 166V165H216ZM37 167L40 168V164L37 165ZM50 167V166H49ZM54 167V166H53ZM73 167V166H72ZM78 167V166H77ZM158 167V165H157ZM165 167V166H164ZM193 167V165H192ZM192 167H189V165L187 166V168L193 169ZM223 167L224 166H220ZM17 168V169H16ZM107 168V166H106ZM186 168V169H187ZM197 168V167H196ZM51 169V168H50ZM58 169V167L56 168V170ZM68 169V168H67ZM84 169V168H83ZM111 169V168H110ZM142 169V168H141ZM162 169V168H161ZM189 169V170H190ZM52 170H54L52 168ZM103 172L105 169H102ZM129 170V168H128ZM155 170V169H154ZM182 170V169H180ZM188 170V171H189ZM196 170V169H195ZM50 171V170H49ZM144 171V170H143ZM147 171V170H146ZM168 171V170H167ZM199 171V170H198ZM214 171V170H213ZM243 171V173L241 174V172ZM155 172V171H154ZM159 172V171H158ZM194 174H196L197 171H192ZM106 173V171H105ZM130 173V172H129ZM137 173H139V171H137ZM160 173V172H159ZM168 173V172H167ZM162 174V173H161ZM201 174V173H198ZM220 174V173H219ZM227 174V175H226ZM39 175V174H38ZM105 175V174H104ZM138 175V174H137ZM163 175V174H162ZM206 175V174H205ZM216 175V174H215ZM214 175V176H215ZM42 176V175H41ZM103 176V175H102ZM108 176V175H106ZM175 176V175H174ZM198 176V175H197ZM209 176V177H208ZM119 177V176H118ZM148 177V176H146ZM150 177V176H149ZM167 177V176H166ZM176 177V176H175ZM196 177V176H195ZM216 177V176H215ZM218 177V175H217ZM123 178V176H122ZM162 178V177H161ZM114 179V178H113ZM157 179V178H156ZM155 179V180H156ZM160 179V177H159ZM168 179V178H167ZM175 179V178H174ZM177 179V178H176ZM45 180V179H44ZM96 180V179H95ZM104 180V179H103ZM116 180V179H115ZM119 180V178H118ZM165 180V179H164ZM217 180V179H216ZM215 180V181H216ZM13 181V180H12ZM21 181V180H20ZM70 181V180H69ZM114 181V180H113ZM122 181V180H121ZM119 181V183L121 182ZM125 181V180H124ZM129 181V180H128ZM192 181V180H191ZM220 181V180H219ZM149 182V181H148ZM161 184V181H159ZM175 182V181H174ZM36 183V182H35ZM105 183V182H104ZM165 183V182H164ZM168 183V182H167ZM217 183V182H216ZM49 184V183H48ZM128 184V183H127ZM176 184V183H175ZM21 185V184H20ZM51 185V184H50ZM56 185V184H55ZM54 185V186H55ZM144 185V184H143ZM163 185V184H161ZM190 185V184H189ZM188 185V186H189ZM222 185V184H221ZM145 186H147L145 184ZM165 186V185H164ZM163 186V187H164ZM50 186H48L49 188ZM214 187V186H213ZM216 187V186H215ZM219 187V186H218ZM149 188V187H148ZM148 188H145L146 190ZM166 189V187H164ZM27 189V188H26ZM142 189V187H141ZM183 189V188H182ZM213 189V188H212ZM83 190V189H82ZM144 190V188H143ZM142 190V191H143ZM146 190H144L143 192H145ZM174 190V188L172 189ZM140 191V192H142ZM157 191V190H156ZM165 191V190H164ZM163 191V192H164ZM177 191V190H176ZM187 191V190H186ZM28 192V191H27ZM120 192V191H119ZM126 192V190H125ZM137 192V190H136ZM135 192V193H136ZM139 192V193H140ZM160 192V191H159ZM162 192V193H163ZM171 192V191H170ZM202 192V191H201ZM204 192V191H203ZM207 192V190H206ZM39 193V192H38ZM45 193V192H44ZM50 193V192H49ZM154 193V192H153ZM177 193V192H176ZM205 193V192H204ZM218 193V192H217ZM11 194V193H10ZM81 194V192H80ZM144 194V193H143ZM142 194V195H143ZM151 193H149L150 195ZM156 194V192H155ZM179 194V193H178ZM177 194V195H178ZM211 194V193H210ZM1 195V194H0ZM148 195V193H147ZM154 195V194H153ZM166 195V194H164ZM212 195V194H211ZM20 196V194H19ZM53 196V195H52ZM87 196V195H86ZM118 196V195H117ZM124 197V196H123ZM136 197V196H135ZM155 197V196H153ZM162 197V196H161ZM211 197V196H210ZM115 198V197H114ZM118 198V197H117ZM120 198V197H119ZM118 198V199H119ZM146 198V197H145ZM150 199H152L151 197H149ZM159 198V197H158ZM166 198V197H165ZM164 198V199H165ZM208 198V197H207ZM26 199V198H25ZM80 199V198H79ZM89 199V198H88ZM135 199V198H134ZM147 199V198H146ZM145 199V200H146ZM155 199V198H154ZM157 199V198H156ZM172 198H170L171 200ZM17 200V199H16ZM14 200V201H16ZM53 200V199H52ZM115 200V199H114ZM140 200V199H139ZM144 200V202H145ZM148 200V199H147ZM177 200V199H176ZM201 200V199H200ZM158 201V200H157ZM161 201V200H160ZM175 201V200H174ZM206 201V200H205ZM204 201V202H205ZM211 201V199H210ZM230 201V203H229ZM13 202V201H12ZM149 202V201H148ZM155 202V201H154ZM167 202V201H166ZM177 202V201H176ZM143 203V202H142ZM172 203V202H171ZM200 203V201H199ZM202 203V202H201ZM200 203V204H201ZM228 203V205H227ZM6 206L5 208L11 213V209L13 212L20 214L19 213V209L22 210V208L20 207V204H13V203H5ZM32 204V203H31ZM36 204V203H35ZM133 204V203H132ZM135 204V205H136ZM149 204V203H148ZM157 204V203H156ZM170 202L167 203V207L169 206ZM176 204V203H174ZM33 205V204H32ZM46 205V204H45ZM76 205V204H75ZM130 205V204H129ZM134 205V204H133ZM147 205V204H146ZM204 205V204H203ZM37 206V204H36ZM121 206V205H120ZM132 206V205H131ZM130 206V207H131ZM148 206V205H147ZM146 206V207H147ZM162 206V205H161ZM165 206V205H164ZM175 206V205H174ZM32 207V206H31ZM85 208V207H84ZM100 208V207H99ZM148 208V207H147ZM173 208V207H172ZM200 210H199V209ZM34 209V208H33ZM32 209V210H33ZM58 209V208H57ZM109 209V207H108ZM129 209V208H128ZM152 209V208H151ZM168 209V208H167ZM264 209V208H263ZM262 209V210H263ZM47 210V209H46ZM79 210V209H78ZM86 210V209H85ZM97 210V209H96ZM95 210V212H96ZM125 210H127L125 208ZM161 210V209H160ZM175 210V209H174ZM90 211V210H89ZM169 211H171L169 209ZM176 211V210H175ZM264 211V210H263ZM29 212V211H28ZM27 212V214H28ZM36 212V211H35ZM47 212V211H46ZM50 212V211H49ZM57 212V210H56ZM85 212V211H84ZM126 212V211H125ZM129 212V210H128ZM126 212V214L128 213ZM132 212V211H130ZM130 212L128 215H130ZM164 212V211H163ZM177 212V211H176ZM177 212V213H178ZM1 213V212H0ZM24 213V212H21ZM30 213V212H29ZM122 214H124L123 212H121ZM158 213V212H156ZM165 213V212H164ZM175 213V212H174ZM225 213V220L223 219L224 216L223 214ZM256 213V214H255ZM12 214V213H11ZM98 214V213H97ZM108 214V211L107 213ZM161 214V213H160ZM159 214V215H160ZM255 214L256 217H253ZM54 215V214H53ZM99 215V214H98ZM152 215V216H151ZM157 215V214H156ZM186 215V216H184ZM219 215L218 217L220 218L219 221L217 222L218 226H214V218L215 216ZM261 215V214H260ZM263 215V214H262ZM24 216V215H23ZM28 216V215H27ZM101 216V215H100ZM104 216V215H103ZM110 216V215H109ZM126 216V215H125ZM169 216V215H168ZM2 214H0V220L2 219ZM32 217V216H31ZM40 217V216H39ZM44 217V214H43ZM69 217V216H68ZM128 217V216H126ZM154 217V216H153ZM161 217V216H159ZM163 217V216H162ZM170 217V216H169ZM231 217V219H230ZM24 218V217H23ZM51 218V217H50ZM124 218V217H123ZM172 218V216H171ZM5 219V218H3ZM45 219V218H44ZM52 219V218H51ZM95 218H93L94 220ZM107 219V218H106ZM127 219V218H126ZM155 219H158L157 217ZM174 219V218H173ZM177 219V220H176ZM186 219V221L184 220ZM259 219V218H258ZM43 220V218H42ZM68 220L70 222H72L73 218H68ZM108 220V219H107ZM124 220V219H123ZM129 220V219H128ZM161 220V219H160ZM159 220V223H160ZM163 220V219H162ZM184 220L186 223L184 225V228H182V230L180 232H178V223L181 224V221ZM264 220V219H263ZM109 221V220H108ZM107 221V222H108ZM114 221V220H113ZM156 221V220H154ZM173 220H171L172 222ZM32 222V221H31ZM55 222V221H54ZM92 222V221H91ZM100 222V221H99ZM105 222V221H104ZM129 222V221H128ZM33 223V222H32ZM35 223V221H34ZM45 223V222H44ZM56 223V222H55ZM63 223V222H62ZM88 223V222H87ZM90 223V222H89ZM94 223V221H93ZM96 223V222H95ZM134 223V222H133ZM136 223V222H135ZM158 223V222H157ZM262 223V222H261ZM4 224V223H3ZM25 224V223H24ZM51 224V223H50ZM57 224V223H56ZM72 224V223H71ZM110 224V223H109ZM120 224V223H119ZM125 224V225H126ZM151 224V223H150ZM162 224V223H161ZM164 224V223H163ZM162 224V225H163ZM216 224V223H215ZM264 224V222H263ZM29 225V224H28ZM34 225V224H33ZM65 225V224H64ZM95 225V224H94ZM102 225V224H101ZM153 225V224H152ZM165 225V224H164ZM163 225V226H164ZM44 226V225H43ZM72 226V225H71ZM70 226V227H71ZM97 226V225H96ZM114 226H117L114 224L111 225V231L112 229H114ZM119 226V225H118ZM154 226V225H153ZM28 227V226H27ZM30 227V226H29ZM34 227V226H33ZM93 227V225L91 226ZM172 227V226H171ZM264 227V226H263ZM44 228V227H43ZM60 228V227H59ZM69 228V227H67ZM99 228V227H98ZM102 228V227H101ZM118 228V227H116ZM120 228V226H119ZM121 228V229H122ZM150 228H153L152 226ZM70 229V228H69ZM80 229V228H79ZM148 229V227H147ZM7 228L1 227L0 226V245L1 244H12L15 242L16 240V236L13 235L14 232L7 234L8 231ZM54 230V229H52ZM99 230V229H98ZM151 230V229H150ZM222 230V231H221ZM263 230V229H262ZM40 231V230H39ZM47 231V230H45ZM103 231V229H102ZM109 231V228L105 229V232L107 233ZM114 231V230H113ZM224 231V232H223ZM229 231V232H228ZM244 231L246 232V234L244 233ZM21 232V231H20ZM155 232V231H154ZM231 233L233 235L229 236L226 238V233ZM47 233V232H46ZM64 233V232H63ZM71 233V232H70ZM120 233V230L119 232ZM227 233V236H228ZM26 234V233H25ZM34 234V233H33ZM37 234V231H36ZM59 234V233H58ZM65 234V233H64ZM80 234V233H79ZM79 234H77L79 236ZM261 234V233H259ZM20 235V234H19ZM22 235V233H21ZM40 235V234H39ZM44 236V234H42ZM41 235V237H42ZM84 235V234H82ZM118 235V234H117ZM27 236V235H25ZM47 236V234L45 235ZM61 236H63L61 234ZM65 236V235H64ZM122 236V235H121ZM258 236V235H257ZM263 236V235H262ZM20 237V236H19ZM28 237V236H27ZM70 237V236H68ZM72 237V236H71ZM70 237V239H71ZM76 237V236H75ZM81 237V236H80ZM261 237V236H260ZM46 238V237H45ZM48 238V236H47ZM82 238V237H81ZM89 238V237H88ZM102 238V237H101ZM114 238H117V236H115ZM255 238V237H254ZM21 239V238H20ZM44 240V239H43ZM67 240V239H66ZM69 240V239H68ZM99 240V239H98ZM222 240V241H221ZM40 241V240H39ZM45 241V240H44ZM47 241V239H46ZM101 241L103 242V240L101 239ZM252 241V243H251ZM262 241V240H260ZM259 241V242H260ZM37 242V241H36ZM42 242V241H41ZM84 242V241H83ZM219 242L220 245H219ZM23 243V242H22ZM38 243V242H37ZM37 243H35L37 245ZM40 243V242H39ZM66 243V242H65ZM71 243V242H70ZM258 243V242H257ZM254 243V244H257ZM69 244V243H68ZM67 244V245H68ZM218 244V245H217ZM253 244V245H254ZM21 245V244H20ZM66 245V246H67ZM100 245V244H99ZM5 246V245H4ZM249 246V245H248ZM260 246V244H259ZM2 247V246H1ZM64 247V246H63ZM77 247V246H76ZM101 247V246H100ZM263 247V246H262ZM8 248V247H7ZM6 248V249H7ZM61 248V247H59ZM250 248V249H251ZM73 249V248H72ZM255 249V247H254ZM56 250V249H55ZM60 250V249H59ZM107 250V248H106ZM257 250V249H256ZM262 250V249H261ZM231 251V252H230ZM96 252V251H95ZM100 251H98V253L96 254H100ZM208 252V253H207ZM257 252H261V251H257ZM21 253V252H20ZM49 253V252H48ZM108 255H109V249H108ZM10 254V252H9ZM8 254V255H9ZM105 254V253H104ZM260 254V253H259ZM2 251H0V263H3L4 261V257L2 258ZM34 255V254H33ZM44 255V254H43ZM249 255V256H248ZM51 256V255H49ZM84 256V253H83ZM94 256L97 255L94 254V251L91 247H87L85 250V256L83 258H80L78 260H74L71 261L68 264H92L93 260H94ZM204 256V255H203ZM211 256V255H210ZM258 256V255H257ZM12 257V256H11ZM262 257V256H261ZM33 258V257H32ZM50 258V257H49ZM95 258V261H96ZM258 258V257H257ZM260 258V257H259ZM264 258V257H263ZM100 259V258H99ZM17 260V259H16ZM26 258H22L17 260L18 264H30L29 261ZM43 260V259H42ZM50 260V259H49ZM206 260V259H205ZM247 260V262H246ZM45 261V260H44ZM167 261V262H166ZM245 261V262H244ZM31 262V261H30ZM43 262V261H42ZM206 262V261H205ZM204 262V264H206ZM261 262V261H260ZM49 263V262H47ZM56 263V262H55ZM96 263V262H95ZM203 263V262H202ZM259 263V262H258ZM7 264V263H6ZM10 264V263H9ZM34 264V262H33ZM36 264V263H35ZM38 264V262H37ZM43 264V263H42ZM51 264V261H50ZM104 264H109L107 262H105ZM118 264V263H117Z\"/></svg>", "mask_w": 264, "mask_h": 264}]
</instances>
